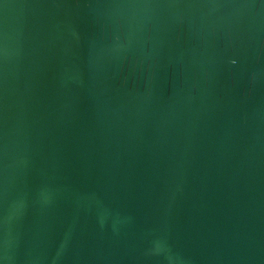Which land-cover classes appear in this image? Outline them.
Masks as SVG:
<instances>
[{
    "label": "water",
    "instance_id": "95a60500",
    "mask_svg": "<svg viewBox=\"0 0 264 264\" xmlns=\"http://www.w3.org/2000/svg\"><path fill=\"white\" fill-rule=\"evenodd\" d=\"M0 264H264V0H0Z\"/></svg>",
    "mask_w": 264,
    "mask_h": 264
}]
</instances>
